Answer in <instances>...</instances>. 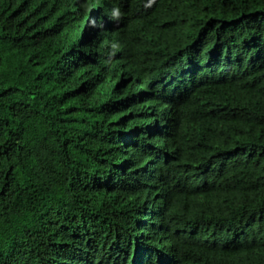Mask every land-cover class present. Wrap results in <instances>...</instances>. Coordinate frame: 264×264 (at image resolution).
Returning a JSON list of instances; mask_svg holds the SVG:
<instances>
[{
  "label": "trees",
  "instance_id": "obj_1",
  "mask_svg": "<svg viewBox=\"0 0 264 264\" xmlns=\"http://www.w3.org/2000/svg\"><path fill=\"white\" fill-rule=\"evenodd\" d=\"M0 264H264V0H0Z\"/></svg>",
  "mask_w": 264,
  "mask_h": 264
},
{
  "label": "clouds",
  "instance_id": "obj_2",
  "mask_svg": "<svg viewBox=\"0 0 264 264\" xmlns=\"http://www.w3.org/2000/svg\"><path fill=\"white\" fill-rule=\"evenodd\" d=\"M103 1V0H101ZM158 1V0H155ZM99 4V3H98ZM95 6L97 5H91L90 9L88 10L89 12V18L91 19L90 22H92L94 19L95 15ZM87 7V4H86ZM127 19V16L125 14V10L120 7V8H112L110 7L108 10H105L101 16H99L97 22H100L101 24V30H104L110 25H118V22H125ZM95 27V24H93V28ZM162 124V123H159Z\"/></svg>",
  "mask_w": 264,
  "mask_h": 264
}]
</instances>
